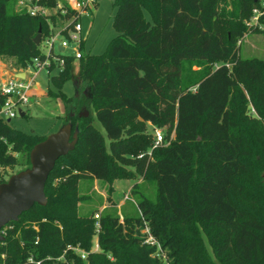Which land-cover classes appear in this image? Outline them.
<instances>
[{
  "label": "trees",
  "instance_id": "obj_1",
  "mask_svg": "<svg viewBox=\"0 0 264 264\" xmlns=\"http://www.w3.org/2000/svg\"><path fill=\"white\" fill-rule=\"evenodd\" d=\"M258 1H113L116 35L104 51L87 52L83 42V55L67 57L49 77L54 89L47 94L61 101L62 124L71 123L72 132L77 126V142L49 173L46 203L2 227L0 264H163L156 246L143 241L144 220L169 264H264V59L241 57L237 46L253 30L245 21ZM15 2L0 0V58L23 67L41 53L33 42L38 27L43 38L49 25L16 11ZM258 25L264 32V14ZM74 62L76 83L86 91L68 96L62 86ZM193 64L199 72L190 78ZM84 109L88 116H79ZM149 124L165 128L167 144L152 147ZM0 126L7 139L0 167L21 160L28 167L31 149L46 136ZM135 175L155 188L154 201L139 199L143 218L125 217L122 225L105 211L100 250L84 260L68 249L89 251L95 234V212L78 213L79 180L112 184Z\"/></svg>",
  "mask_w": 264,
  "mask_h": 264
},
{
  "label": "rangeland",
  "instance_id": "obj_2",
  "mask_svg": "<svg viewBox=\"0 0 264 264\" xmlns=\"http://www.w3.org/2000/svg\"><path fill=\"white\" fill-rule=\"evenodd\" d=\"M113 1L114 0H97V6L92 16L84 17L82 19L83 32L86 34L84 45L87 52H103L107 43L116 35L112 26V17L115 12ZM65 2L66 0H55L53 5H45L48 12L52 11L51 13H56V5L58 3L64 4ZM14 9L16 11L20 10L17 0L15 2ZM146 17H148V15H146ZM61 21V17L54 14V30L59 24H61ZM247 22L248 19L245 21V25H247V27H251L253 30L246 32L243 37L237 41L239 54L241 57H257L264 59L263 27L261 25H250ZM40 48L44 50L43 47L40 46ZM12 68L18 69L21 68V66L15 65L14 58L12 57L0 58V71H11ZM76 68V62H74L73 77L66 79L62 86V91L68 96L76 95L77 89H79L75 80ZM198 72L199 67L193 64L187 69V76L193 78ZM54 73H58V71ZM37 80L39 83L37 96L32 98L29 108L24 107L25 115L21 116L18 114L15 118L11 119L9 125L26 133H35L47 136L59 129L66 113L61 101L58 98L47 94V88L50 87L51 89H54V86L43 71L40 72ZM83 85L84 86L79 89L81 93H85L86 91L85 83ZM90 113L94 117L93 124L105 136V131L99 121L95 118L92 108H90ZM248 113H254L251 107L249 108ZM148 129L149 131L151 130L152 133L154 129L161 130L163 140L160 144H167L168 141L164 139V127L149 124ZM171 137H173V134H171L170 138ZM154 146L155 145L153 144L152 147ZM18 158L19 160L22 159L20 155H18ZM22 161L23 160H21V162ZM21 162L14 167H1L0 175L5 179H8L11 174L26 168L24 167L23 162L22 164ZM110 186L111 190L109 191ZM78 193L79 196L82 197L78 203V213L80 215H87L91 213V211H94V218H96L95 234L91 238L90 250L86 251L80 247V250L86 253V259L89 252H96L100 250L97 231H99L98 218L101 213L107 211L114 214L117 217L118 222L123 225L125 217L134 218L136 216H141L143 218L141 209L138 206L141 196H146L153 201L155 199L154 184L143 180L142 177L138 175H135L133 178L116 179L112 184L103 180L82 178L78 182ZM139 231L141 235H144L145 237L143 240L144 243L156 246V253L154 256L159 258L163 264H169L166 254L162 251L159 242L151 235L149 224L146 220L143 221L142 227ZM147 239H149V241L145 242ZM204 241L211 254V248L205 237ZM96 243L98 245L97 247Z\"/></svg>",
  "mask_w": 264,
  "mask_h": 264
},
{
  "label": "built area",
  "instance_id": "obj_3",
  "mask_svg": "<svg viewBox=\"0 0 264 264\" xmlns=\"http://www.w3.org/2000/svg\"><path fill=\"white\" fill-rule=\"evenodd\" d=\"M17 2L20 10H24L29 15L45 17L49 31L47 35L41 37L39 46L44 50L40 48V55L33 57L21 68L0 71V125L2 122H10L20 114V111L25 114L24 107L29 108L30 101L37 96L39 90L37 79L40 72L43 71L49 78L51 74L63 68L67 57L78 59L83 55L81 46L86 34L83 32L82 19L91 17L97 6V0H66L64 4L56 5V13H51L52 11L48 12L41 0H17ZM54 14L62 19L55 30L54 23L49 17ZM263 14L264 0H259L257 6L252 9L247 23L258 25L259 18ZM19 72L24 74L22 78L17 76ZM153 136L155 146L162 142L161 130L154 129ZM0 142L7 143L6 137L1 132ZM148 241L149 239L145 240ZM68 249L77 253L82 259H86V253L81 251L78 245L68 246ZM29 261L33 260L29 258ZM35 264H40V261H35Z\"/></svg>",
  "mask_w": 264,
  "mask_h": 264
},
{
  "label": "water",
  "instance_id": "obj_4",
  "mask_svg": "<svg viewBox=\"0 0 264 264\" xmlns=\"http://www.w3.org/2000/svg\"><path fill=\"white\" fill-rule=\"evenodd\" d=\"M41 40V26L38 27L33 42L38 45ZM22 78V72L17 73ZM78 95V89L77 93ZM21 116L23 111L19 112ZM88 110L79 112V116H88ZM77 126L72 132L71 123H63L59 129L36 143L29 153L30 165L11 174L0 183V242L3 240L1 229L11 221H17L19 215L35 203L44 205L45 182L56 161L73 150L77 142Z\"/></svg>",
  "mask_w": 264,
  "mask_h": 264
},
{
  "label": "flooded vegetation",
  "instance_id": "obj_5",
  "mask_svg": "<svg viewBox=\"0 0 264 264\" xmlns=\"http://www.w3.org/2000/svg\"><path fill=\"white\" fill-rule=\"evenodd\" d=\"M81 112V111H80Z\"/></svg>",
  "mask_w": 264,
  "mask_h": 264
}]
</instances>
